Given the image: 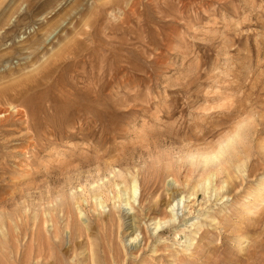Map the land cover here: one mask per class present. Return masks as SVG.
Masks as SVG:
<instances>
[{
  "label": "rangeland",
  "instance_id": "rangeland-1",
  "mask_svg": "<svg viewBox=\"0 0 264 264\" xmlns=\"http://www.w3.org/2000/svg\"><path fill=\"white\" fill-rule=\"evenodd\" d=\"M0 106L2 264H264V0H0ZM113 168L139 197L99 222L79 188ZM47 199L69 226L44 258Z\"/></svg>",
  "mask_w": 264,
  "mask_h": 264
},
{
  "label": "bare ground",
  "instance_id": "bare-ground-1",
  "mask_svg": "<svg viewBox=\"0 0 264 264\" xmlns=\"http://www.w3.org/2000/svg\"><path fill=\"white\" fill-rule=\"evenodd\" d=\"M61 56V55H59ZM58 56V57H59ZM49 65H51L49 62H46L44 64H41L39 65L37 68H36V71H38L39 73L37 74H43L47 68H49ZM47 74V73H46ZM33 78V77H32ZM40 78V77H39ZM33 82V81H32ZM15 88V87H14ZM40 94V93H39ZM2 95V94H1ZM39 99V98H38ZM3 107L0 106V114H8L7 113V110L5 111L4 109H2ZM17 114H21V111L19 109H17L15 111ZM2 116V117H3ZM235 136H238V132H236ZM234 138L231 137V138H228V140H226V142L224 144H220V146L218 147V149L216 151H212L211 153H207V154H202L201 155V163L203 165H206L208 166V164L210 163H213L215 162L216 160H219V158L221 159V157L223 158V155L228 151V149H230L232 147V140ZM57 154V153H56ZM59 154V153H58ZM257 164V163H256ZM255 165V164H254ZM253 165V166H254ZM250 167V170L248 172L250 173H253L254 172V168L255 167ZM110 169V167H109ZM247 172V173H248ZM69 173V172H68ZM67 173V175H69ZM125 173V172H124ZM122 170L120 169H114L113 170H110L109 173H108V176H104V177H101L99 178L98 181L96 182H91L90 185L87 187H84L81 188L80 186V190L83 191L84 193H86V198L83 200H80V202H87V203H84V204H88V199L90 200V202H92V207L94 209V211L96 210L97 211V215H96V218L94 219H97V221L99 222H102V214L104 213L103 212V209H105L107 207V202L108 201H112L114 199V201H112V209L115 208V199H117V201H122L121 198L122 196L125 197V202H124V207L125 206H132L130 204V199L131 201H136L137 197H139V190H140V182H139V179H138V175H136L137 173L133 174L132 172L131 173H128L126 172V174H124ZM214 173V172H213ZM212 174V172H211ZM66 175V176H67ZM210 175V174H209ZM64 176H65V173H64ZM63 176V177H64ZM213 176V175H211ZM65 180V179H64ZM49 181V180H48ZM52 181V180H51ZM65 182V181H64ZM67 182V180H66ZM48 184H50L49 182H47ZM208 184L210 183V178L207 177V179H205L204 181V184ZM76 188V187H75ZM74 188V189H75ZM208 189V188H207ZM80 193V192H79ZM173 193V192H172ZM74 194V193H73ZM77 194V193H76ZM81 194H83L81 192ZM80 194V195H81ZM78 195V194H77ZM76 195V196H77ZM74 196V195H73ZM84 196V195H82ZM81 196V197H82ZM59 197V196H58ZM61 197V196H60ZM68 197V196H67ZM75 197V196H74ZM79 197V196H78ZM77 197V198H78ZM80 197V199H81ZM55 198V197H54ZM76 198V199H77ZM61 199V198H60ZM64 199V198H63ZM68 199V198H67ZM70 199V198H69ZM76 199H73V197L70 199L71 200H74V207H75V212L76 213H79L82 214V215H85L86 212H81V208L84 209L83 207H79V205L77 203V201H75ZM49 200V199H47ZM46 201V200H45ZM58 201V200H57ZM124 201V200H123ZM119 202V203H120ZM45 203V202H44ZM118 203V205H119ZM55 203H53V200H49L47 202V205L46 207H44L43 205V209L42 210H37L35 213H33V217L31 218V226H32V234H31V240L34 241V246L31 247L32 249L35 248L36 249V255L39 256V257H43L46 258L47 256V251H51L53 246L56 244V240L55 239H58V241L60 242V238H59V227L60 229H62L63 227L62 226H59V219H63L65 221V224L66 226H69V217H68V212L66 211H63L62 208H59L58 205H54ZM81 204V203H80ZM174 205V204H173ZM172 205V207H173ZM73 206V204L71 205ZM81 206V205H80ZM40 207V206H39ZM171 207V208H172ZM38 208V207H37ZM121 208V207H120ZM36 209V208H35ZM133 209V208H132ZM74 210V209H73ZM91 210V209H90ZM125 210L126 207H125ZM173 210V209H172ZM70 211V210H69ZM87 212H89L88 210H86ZM74 212V211H73ZM110 212V211H109ZM114 212V211H113ZM59 213H61V215H59ZM75 213V214H76ZM95 213V212H94ZM111 213H112V210H111ZM107 214V213H106ZM128 214V213H127ZM32 215V214H31ZM78 215V214H77ZM76 215V216H77ZM105 215V214H104ZM114 215V214H113ZM116 215V214H115ZM123 215V214H122ZM121 215V216H122ZM19 216V215H18ZM23 215H20V218H12L14 220L11 221V227H12V232H13V235H12V240L13 242L15 243L17 241V238L18 236L14 234V231H17L18 228L20 227L19 226V219L20 221H23V220H26L25 222L28 223V220H29V215H28V212L25 211V214L23 217H21ZM75 216V217H76ZM120 216V215H119ZM124 216V215H123ZM79 219L81 216H78ZM77 217V218H78ZM117 217V216H116ZM126 218V217H125ZM172 218V217H171ZM175 218V217H174ZM124 219V218H123ZM127 219V218H126ZM173 219V218H172ZM119 220V219H118ZM171 220V219H168V221ZM71 221V220H70ZM73 221V220H72ZM72 221H71V224L72 225ZM106 221V220H105ZM112 221V219H111ZM131 221V220H129ZM104 222V221H103ZM125 222V221H124ZM166 222V221H165ZM127 223V222H126ZM135 223V222H134ZM23 224V223H22ZM155 224V223H154ZM28 225V224H27ZM64 225V224H63ZM65 226V225H64ZM103 226V225H102ZM159 224H157L156 227H158ZM7 228V226H4L2 223L0 224V231L1 233L3 234V237L5 236L4 235V231H3V228ZM106 227V225H105ZM155 227V228H156ZM50 228V229H48ZM78 228V227H77ZM127 228L131 229L130 230V233L132 234V237L129 239V240H133V241H136L137 239V235H134L136 229L134 227V224L133 222L131 223H128L127 224ZM31 229V228H30ZM88 230H89V227H88V223H83V225H81V227H79V231L81 233V235L84 233V235H86V237L88 236L87 233H88ZM10 231V230H9ZM19 231H21V228H19ZM11 232V234H12ZM61 232V230H60ZM20 234V233H19ZM87 240H89L87 238ZM132 241V242H133ZM45 243V244H44ZM80 243V242H79ZM78 244V243H77ZM1 248H3V246H1ZM49 249V250H48ZM51 249V250H50ZM38 257V258H39ZM0 264H2L0 262Z\"/></svg>",
  "mask_w": 264,
  "mask_h": 264
}]
</instances>
